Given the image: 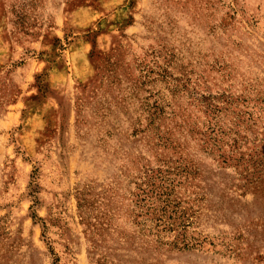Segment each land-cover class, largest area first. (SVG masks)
Wrapping results in <instances>:
<instances>
[{
    "label": "rangeland",
    "instance_id": "rangeland-1",
    "mask_svg": "<svg viewBox=\"0 0 264 264\" xmlns=\"http://www.w3.org/2000/svg\"><path fill=\"white\" fill-rule=\"evenodd\" d=\"M0 264H264V0H0Z\"/></svg>",
    "mask_w": 264,
    "mask_h": 264
}]
</instances>
